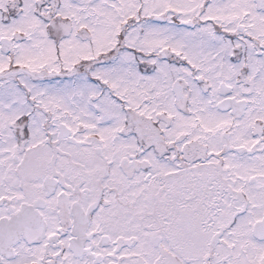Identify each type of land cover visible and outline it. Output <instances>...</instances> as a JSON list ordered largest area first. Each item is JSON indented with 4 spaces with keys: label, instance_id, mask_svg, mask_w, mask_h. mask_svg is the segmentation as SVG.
<instances>
[{
    "label": "snow or ice",
    "instance_id": "1",
    "mask_svg": "<svg viewBox=\"0 0 264 264\" xmlns=\"http://www.w3.org/2000/svg\"><path fill=\"white\" fill-rule=\"evenodd\" d=\"M0 264H264V0H0Z\"/></svg>",
    "mask_w": 264,
    "mask_h": 264
}]
</instances>
